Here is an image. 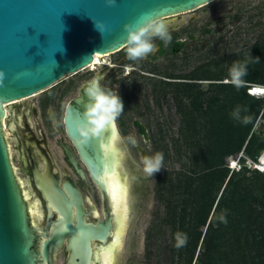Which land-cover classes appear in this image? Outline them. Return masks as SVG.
<instances>
[{
    "label": "rangeland",
    "instance_id": "374dc122",
    "mask_svg": "<svg viewBox=\"0 0 264 264\" xmlns=\"http://www.w3.org/2000/svg\"><path fill=\"white\" fill-rule=\"evenodd\" d=\"M167 24L173 39L164 45L166 52L162 56L151 61L155 51L146 58L130 61L124 47L105 58L106 64L71 74L34 97L62 94L61 113L80 85L96 74H100L102 86L119 92L124 111L117 121L132 183L130 219L119 264H188L195 241L193 232L203 234L206 227L187 230L192 209L186 201V186L190 182L192 187L198 185L197 178L211 160L209 153L216 143V136L210 131L215 126L213 122L223 113L229 118L235 108L231 89L220 91L218 85L230 83L226 77L233 61L243 59L254 47L264 48V0H214ZM179 39L183 41L181 48L170 52V45ZM154 43L157 45L159 40ZM257 57L259 62L249 66L253 67L251 76L260 79L264 74V60L261 52H257ZM120 63L127 68L120 67ZM166 76L186 79L169 80ZM136 121L144 133L133 125ZM252 131L264 139L262 118L256 121ZM128 136L136 139V145L127 142ZM242 150L237 155L223 156L222 166L230 168L228 176L245 164L249 170L240 169L243 174L254 175L252 158ZM158 152L163 154L162 169L148 177L140 170L141 161L144 156ZM171 185L179 186L171 190ZM218 185L212 189L217 198L224 187ZM85 191L93 205L99 202L92 185ZM214 217H218L217 212L213 213ZM213 224L216 226L215 221ZM222 228L223 245L213 262L232 264L234 256L227 246L231 231L226 223ZM178 232L187 235V243L180 248L175 246ZM201 243L198 240L190 264H201L204 248ZM56 264H65V261Z\"/></svg>",
    "mask_w": 264,
    "mask_h": 264
},
{
    "label": "water",
    "instance_id": "95a60500",
    "mask_svg": "<svg viewBox=\"0 0 264 264\" xmlns=\"http://www.w3.org/2000/svg\"><path fill=\"white\" fill-rule=\"evenodd\" d=\"M210 1L116 0L109 6L105 0H0V264H100L93 254L110 240L114 226L103 176L114 169L108 145L115 124L87 142H81L78 131L84 123V87L94 78L101 80L100 74L83 82L68 102L64 125L100 191L103 218L97 214L95 219L85 218L89 213L75 181L63 182L69 193L66 197L58 177L45 175L42 188L50 203L48 218L54 216L52 207L58 218L36 233L39 228L32 225L4 135L5 103L48 89L88 66L95 54L125 46V24H135L144 15L164 18ZM97 21L105 26L103 34L96 27ZM64 149L77 175L85 180L78 160L67 147Z\"/></svg>",
    "mask_w": 264,
    "mask_h": 264
},
{
    "label": "trees",
    "instance_id": "16d2710c",
    "mask_svg": "<svg viewBox=\"0 0 264 264\" xmlns=\"http://www.w3.org/2000/svg\"><path fill=\"white\" fill-rule=\"evenodd\" d=\"M250 52L254 57H257V52H261V60H264V48L262 50V48L254 47ZM252 69L253 67H248V75L244 78L246 84L239 90L231 83L218 85L220 91L231 89L234 107L246 106L247 115L251 116L252 121L247 125H242L230 117L229 120L227 113H223L222 117L213 122L215 126L210 131L216 136V143L209 153L211 160L204 167L201 176L197 178L198 185L192 187V182H190L186 186L188 193L186 201L191 203L192 209L190 213L192 221L190 220L187 230L206 227L203 234L202 231L193 232L195 241L192 243L193 250L188 258V264L192 261L193 251L197 248L200 239L201 247L204 245L200 258L201 264H215L213 262L215 254L223 245L224 234L221 235V231L225 222L221 219L222 216L226 219V224L231 231L230 243H227V246L234 256L232 264H264V171H259L254 167L251 169L254 175L250 177V175L243 174V170H249L244 165V168L241 166L237 171L232 170L228 176L230 168L222 166L223 156L237 155L241 149L254 162H257L259 151H264V139L259 138L252 131L259 118L264 120V97H256L246 92L249 84L264 85V74L260 79L252 77ZM216 125L217 128H215ZM140 131L144 133V129ZM232 133L235 135L232 136ZM216 185L224 186L218 198L212 194V189ZM178 186L171 185L170 189L174 190ZM211 210L213 212L210 216ZM214 212H217L218 217L213 218ZM212 218L216 226L213 224L214 221L211 222Z\"/></svg>",
    "mask_w": 264,
    "mask_h": 264
},
{
    "label": "flooded vegetation",
    "instance_id": "af4514ba",
    "mask_svg": "<svg viewBox=\"0 0 264 264\" xmlns=\"http://www.w3.org/2000/svg\"><path fill=\"white\" fill-rule=\"evenodd\" d=\"M182 40L179 39L176 43L170 45L169 51L175 52L182 46ZM164 44L159 41L157 44V50L151 56L152 59H156L158 56H162L166 50ZM151 55V54H150ZM109 65V64H107ZM120 67H124V63L119 64ZM111 66V65H109ZM169 80H179L186 77H172L166 76ZM101 83V80H100ZM78 94L70 97L65 104L63 111L60 113V104L63 99L62 94H46L35 99L34 97L26 100H20L11 104L5 105V116L3 117V130L4 135L9 147L11 163L16 177L19 180H23L24 185L20 186L24 191L27 190L30 194V198L27 200L29 205L37 208L40 215H31L32 225L39 228V231L45 229L48 222L58 218L56 210L51 208L54 216L48 218L49 200L45 195L46 192L42 188V182L45 175L50 177H58V184L63 190L66 197L69 196L67 189L63 186L65 180L75 181L76 185L80 189L85 210L89 213L88 218L95 219L96 214L103 218V199L96 184L90 178L89 172L85 164L82 162L75 145L66 133L64 125L65 108L68 102ZM32 96V95H31ZM30 97V96H29ZM116 125L119 130V123L116 120ZM133 125L142 129L138 122H134ZM67 147L78 160L79 166L85 171L86 179L82 180L76 173L74 167L69 162L67 154L65 152ZM92 185L97 193L99 202L95 201V205L91 202L89 196L86 194L85 188ZM97 206V208H95ZM97 209V210H96ZM73 207V213H74ZM30 212V210H29ZM50 226H48V229ZM42 238H38L40 241ZM63 251L66 253L65 248Z\"/></svg>",
    "mask_w": 264,
    "mask_h": 264
},
{
    "label": "clouds",
    "instance_id": "9594fccd",
    "mask_svg": "<svg viewBox=\"0 0 264 264\" xmlns=\"http://www.w3.org/2000/svg\"><path fill=\"white\" fill-rule=\"evenodd\" d=\"M105 2L111 6L116 3V0H105ZM96 27L101 34L106 30L104 24L99 21L96 22ZM124 29L127 33L125 53L130 61H138L154 53L157 50V45L154 41L159 40L167 46L173 39L169 25L165 20L151 15L140 17L135 24H125ZM253 62H259V58L254 57L250 51L244 54L243 59L233 61L228 68L227 82H230L237 90L245 86L246 81L244 78L248 75L249 64ZM124 68H127L126 65ZM255 85L259 88H264V85L249 84L247 91L256 88ZM83 91L87 100L84 104V123L79 126L78 131L82 138L81 142H87L89 138L98 137L106 126L118 119L124 111V103L119 92L102 86L99 79L90 80ZM249 94L256 96L252 93ZM256 97H264V95ZM247 112L246 106L237 105L229 115L233 121L247 125L252 121L251 116L247 115ZM127 142L132 145L137 143L132 136L127 137ZM260 157L261 155L257 157V162L251 161L254 167L255 164H259ZM141 163L142 168L140 170L146 176L153 177L155 173L162 169L163 154L158 152L154 156H144ZM250 166L252 167L251 164ZM133 179L136 178L133 177ZM221 219L227 223L223 216ZM175 240L177 248L183 247L187 243V235L178 232Z\"/></svg>",
    "mask_w": 264,
    "mask_h": 264
},
{
    "label": "bare ground",
    "instance_id": "6f19581e",
    "mask_svg": "<svg viewBox=\"0 0 264 264\" xmlns=\"http://www.w3.org/2000/svg\"><path fill=\"white\" fill-rule=\"evenodd\" d=\"M214 1V0H213ZM210 1L207 4L213 2ZM207 4L201 5L200 7H197L195 9L185 11L182 13L170 15L167 17H164L162 19L165 20L166 23H169L173 21L176 17L179 15H185L189 12L195 11ZM125 46L114 50L112 52L100 54L97 53L94 55V60L91 62L88 66L80 69L78 72L74 73L77 74L87 68H97L100 65L106 64L105 58L110 56L111 54L123 49ZM130 70V69H128ZM73 75V74H72ZM71 76V75H70ZM67 78V77H66ZM256 86V85H255ZM42 91H39L35 94H33L30 97H25L22 99H17L8 103L11 104L13 102H17L20 100H26L30 99L32 97L37 96L40 94ZM252 94H255L256 96H263L264 95V88H259L256 86L251 91ZM4 105V107H6ZM115 124V133L112 134L111 140L109 142L108 148H109V154H111L112 157V162L114 165V169L106 173L103 176V179L106 183L107 187V193H108V201H110L111 204V212H112V220H113V232L110 237V240L107 243H104L102 247L97 250L93 254V259H96L99 261L100 264H106L107 260H111V264H119L120 261V256H121V251L123 249V239L127 230V226L129 223L130 219V195L132 191V183L129 175V169H128V164H127V157H126V152L125 149L123 148V145L121 143V136L119 134V130L117 128L116 123ZM10 147V145H9ZM260 162L259 164L261 166H264V151L261 154L260 157ZM234 162V161H233ZM232 162V163H233ZM251 162V161H250ZM253 165V164H252ZM21 185H24L23 180H20ZM24 197L28 200L30 198V194H28L27 190L24 191ZM37 203H34L33 205H36ZM33 205H29V210L31 215L38 214L40 215V212L37 211V208L32 207ZM33 222V221H32ZM97 245V241H94V246Z\"/></svg>",
    "mask_w": 264,
    "mask_h": 264
},
{
    "label": "snow or ice",
    "instance_id": "6c2138e0",
    "mask_svg": "<svg viewBox=\"0 0 264 264\" xmlns=\"http://www.w3.org/2000/svg\"><path fill=\"white\" fill-rule=\"evenodd\" d=\"M106 264H111V260H110V259L107 260V261H106Z\"/></svg>",
    "mask_w": 264,
    "mask_h": 264
},
{
    "label": "built area",
    "instance_id": "2783aa9c",
    "mask_svg": "<svg viewBox=\"0 0 264 264\" xmlns=\"http://www.w3.org/2000/svg\"><path fill=\"white\" fill-rule=\"evenodd\" d=\"M260 88H262V87H260ZM252 91V90H251Z\"/></svg>",
    "mask_w": 264,
    "mask_h": 264
}]
</instances>
